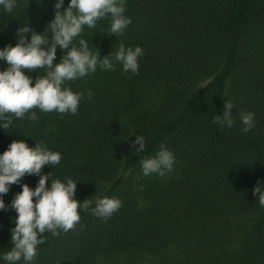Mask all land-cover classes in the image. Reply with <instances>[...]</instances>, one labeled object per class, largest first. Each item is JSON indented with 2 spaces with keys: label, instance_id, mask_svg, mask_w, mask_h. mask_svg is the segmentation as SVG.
<instances>
[{
  "label": "trees",
  "instance_id": "16d2710c",
  "mask_svg": "<svg viewBox=\"0 0 264 264\" xmlns=\"http://www.w3.org/2000/svg\"><path fill=\"white\" fill-rule=\"evenodd\" d=\"M53 3L17 0L11 13L0 12V47L15 44L20 27L42 32ZM125 15L131 23L121 35L106 34L105 19L84 27L79 38L99 55L121 42L140 46L137 73L122 74L118 62L111 71L98 68L66 82L72 91L92 92L81 97L75 115L32 109L37 121L14 118L0 130V152L12 140L29 147L43 141L60 152L59 164L41 171L49 180L77 181L74 198L85 208L74 229L43 233L31 264H264V208L251 192L257 178L264 181V35L248 46L247 54L256 55H243L264 29V0H125ZM62 51L57 47L54 62ZM247 56L253 64L232 89ZM22 71L34 79L44 70ZM155 94L159 104L149 109ZM224 99L233 103L234 124L221 129L211 117L221 114ZM241 110L254 113L246 133ZM145 113L152 114L147 130L140 125ZM137 134L144 137L141 153L129 147ZM161 142L175 157L172 172L141 175L140 157ZM37 179L25 175L20 183L31 188ZM19 190L12 184L5 204ZM100 195L121 200L106 220L86 210ZM14 215L0 210V252L10 247Z\"/></svg>",
  "mask_w": 264,
  "mask_h": 264
},
{
  "label": "clouds",
  "instance_id": "9594fccd",
  "mask_svg": "<svg viewBox=\"0 0 264 264\" xmlns=\"http://www.w3.org/2000/svg\"><path fill=\"white\" fill-rule=\"evenodd\" d=\"M62 5L64 0H54L53 17L45 28L47 34H42L45 29L37 33L26 25L18 29L15 44L0 47V62L6 64L0 70V130L10 128L14 118L37 121V114L32 109L75 115L81 97H90L92 92L72 91L67 81L84 78L98 68L111 71L117 62L122 74L138 71V58L143 55L140 46L126 47L121 42L114 51L99 55L95 47V51L89 48L86 39L79 38L84 27L93 29L97 21L105 19L108 23L106 34L121 35L131 23V18L125 15V0H67L61 10ZM16 6L17 0H0V12L11 13ZM26 33L29 34L27 39ZM57 47L66 51H62L59 60L54 62ZM22 69L44 71L33 79ZM222 108L221 114H214L211 121L218 128H231L234 124L232 101L224 99ZM238 117L241 133L254 127L252 111L241 110ZM144 146V137L138 134L129 145L134 153L143 152ZM60 160L61 153L50 150L43 141H35L29 147L23 140H12L0 152V210L10 208L15 213L11 217L13 226L8 230L10 247L0 252L3 264L21 261L31 264L37 246L44 243L43 233L55 237L74 229L79 223L78 209L85 208L74 198L77 181L69 177L49 180V173L41 171L42 166H55ZM174 160L173 153L161 142L154 154L140 157V173L166 177L173 170ZM25 175L38 177L34 187L20 183ZM12 184H19L20 190L5 204L2 197ZM251 192L257 197L256 203L264 208V181L257 178ZM92 203L94 206L86 210L102 220L121 206V200L115 196L100 195Z\"/></svg>",
  "mask_w": 264,
  "mask_h": 264
},
{
  "label": "rangeland",
  "instance_id": "374dc122",
  "mask_svg": "<svg viewBox=\"0 0 264 264\" xmlns=\"http://www.w3.org/2000/svg\"><path fill=\"white\" fill-rule=\"evenodd\" d=\"M263 35H264V29L260 28L257 33L252 35L253 36V37H251L252 39H250L249 42H247L246 51L249 50L248 46L250 44H251L250 46L254 47L256 43H260L261 38H262L261 36H263ZM253 47H252V49H254ZM246 51H245V54H243V55H256V54H247V53H249V51H247V52ZM252 64H253L252 58L250 56H247L245 62H243L241 64V67L237 70V73L235 74V77H234V79L231 83V86H230V87H232V89L237 88V86L242 85V83H243L242 81L245 78V73L252 66ZM160 98H161V95L159 96L158 94H155L152 98H149L151 100V105L148 108L154 110V108L159 104ZM150 115L152 116V114H150ZM150 115L148 113H145L144 115H142V119L140 121V125L143 127H146V130H147V127H149V125L152 123L151 118H149Z\"/></svg>",
  "mask_w": 264,
  "mask_h": 264
}]
</instances>
